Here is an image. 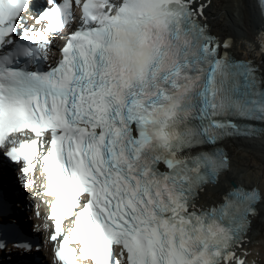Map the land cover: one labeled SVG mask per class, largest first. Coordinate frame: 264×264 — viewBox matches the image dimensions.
<instances>
[{"label": "snow or ice", "instance_id": "6c2138e0", "mask_svg": "<svg viewBox=\"0 0 264 264\" xmlns=\"http://www.w3.org/2000/svg\"><path fill=\"white\" fill-rule=\"evenodd\" d=\"M240 10L0 0V163L20 186L39 174L43 264H245L264 194L232 186L197 205L232 168L223 145L264 136V76L232 55L237 39L257 48Z\"/></svg>", "mask_w": 264, "mask_h": 264}, {"label": "bare ground", "instance_id": "6f19581e", "mask_svg": "<svg viewBox=\"0 0 264 264\" xmlns=\"http://www.w3.org/2000/svg\"><path fill=\"white\" fill-rule=\"evenodd\" d=\"M218 5L221 0H214ZM234 3L241 5L240 17L235 12L233 15V24L238 29L239 34L251 39L257 37L263 26L260 21L258 11L254 0H233ZM213 15H217V25L223 27L224 17L220 15L216 8L213 9ZM257 38L255 43H257ZM251 49L244 44V50H241V42L236 40L232 49V55L238 59L250 58L254 64L258 66L261 76H264V56L257 55L250 51ZM251 52V53H250ZM223 147L232 157V168L226 176L220 177L218 187H208L205 193L198 201L203 206H209L219 201V191H227L231 189V183L241 185L248 188L256 187L261 194H264V136L251 140H233L226 142ZM258 166V167H257ZM260 214L253 220V229L249 233V244L256 242L252 247L248 248L253 255L251 260H255L260 264H264V203L257 206Z\"/></svg>", "mask_w": 264, "mask_h": 264}, {"label": "water", "instance_id": "95a60500", "mask_svg": "<svg viewBox=\"0 0 264 264\" xmlns=\"http://www.w3.org/2000/svg\"><path fill=\"white\" fill-rule=\"evenodd\" d=\"M1 164L3 166V171L9 177V180H10V183L12 184V187L15 188L16 184H15L14 179H13L12 174H11V168L6 163H1Z\"/></svg>", "mask_w": 264, "mask_h": 264}, {"label": "rangeland", "instance_id": "374dc122", "mask_svg": "<svg viewBox=\"0 0 264 264\" xmlns=\"http://www.w3.org/2000/svg\"><path fill=\"white\" fill-rule=\"evenodd\" d=\"M258 167V166H257ZM262 221H264V217L261 218ZM264 233V231H262Z\"/></svg>", "mask_w": 264, "mask_h": 264}, {"label": "clouds", "instance_id": "9594fccd", "mask_svg": "<svg viewBox=\"0 0 264 264\" xmlns=\"http://www.w3.org/2000/svg\"><path fill=\"white\" fill-rule=\"evenodd\" d=\"M262 52H264V49H262Z\"/></svg>", "mask_w": 264, "mask_h": 264}]
</instances>
